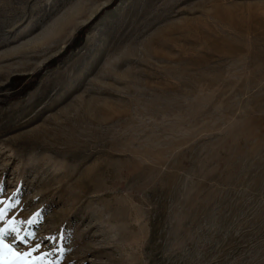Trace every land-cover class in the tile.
I'll list each match as a JSON object with an SVG mask.
<instances>
[{"label": "rangeland", "instance_id": "rangeland-1", "mask_svg": "<svg viewBox=\"0 0 264 264\" xmlns=\"http://www.w3.org/2000/svg\"><path fill=\"white\" fill-rule=\"evenodd\" d=\"M112 2L0 0V264H264V0Z\"/></svg>", "mask_w": 264, "mask_h": 264}, {"label": "trees", "instance_id": "trees-1", "mask_svg": "<svg viewBox=\"0 0 264 264\" xmlns=\"http://www.w3.org/2000/svg\"><path fill=\"white\" fill-rule=\"evenodd\" d=\"M115 2H116V0H113L112 4H111L110 6H112ZM94 19H95V18H94ZM94 19H93L90 23H92V22L94 21ZM85 29H86V28H84V29H82V30H80V31H78V32L76 33L73 42H72L69 46H67V47L65 48V50H64L63 53H65L66 51H68V50H70V49H74V48H76L77 46L80 45V42H81V40H82V33H83V31H84ZM81 32H82V33H81ZM35 78H36V77L33 76L32 79H35ZM20 83H21V85H18V86L16 87V89H18L19 94H20V93H24V92H26V91L28 90V87H29V89H30V88L33 86V84H34L33 82H32V83H29V82L26 83V78L21 79V80H20ZM23 84H27L28 87L23 89ZM21 87H22V88H21ZM19 88H20V89H19Z\"/></svg>", "mask_w": 264, "mask_h": 264}, {"label": "snow or ice", "instance_id": "snow-or-ice-1", "mask_svg": "<svg viewBox=\"0 0 264 264\" xmlns=\"http://www.w3.org/2000/svg\"><path fill=\"white\" fill-rule=\"evenodd\" d=\"M0 220H3V214L2 213H0ZM12 231H15V229H12ZM8 234H9V230L8 229L0 230V242H2L3 241V237L8 235ZM20 239L23 242L25 238H20ZM28 255H30V253Z\"/></svg>", "mask_w": 264, "mask_h": 264}]
</instances>
